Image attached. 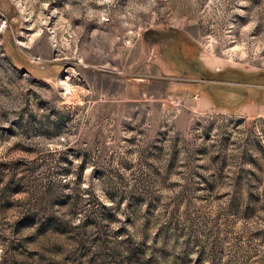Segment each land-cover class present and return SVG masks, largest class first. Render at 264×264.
<instances>
[{
  "label": "rangeland",
  "instance_id": "1",
  "mask_svg": "<svg viewBox=\"0 0 264 264\" xmlns=\"http://www.w3.org/2000/svg\"><path fill=\"white\" fill-rule=\"evenodd\" d=\"M0 264H264V0H0Z\"/></svg>",
  "mask_w": 264,
  "mask_h": 264
},
{
  "label": "flooded vegetation",
  "instance_id": "2",
  "mask_svg": "<svg viewBox=\"0 0 264 264\" xmlns=\"http://www.w3.org/2000/svg\"><path fill=\"white\" fill-rule=\"evenodd\" d=\"M169 46L171 47V52L174 54L173 56L182 59L183 62L187 63L191 69H196V72L198 71V73H200L201 69L199 70L198 67L199 62L196 57H193V55L188 52L187 48L189 47V45H186L185 39L183 40L179 36L173 37ZM185 72L188 73V71Z\"/></svg>",
  "mask_w": 264,
  "mask_h": 264
}]
</instances>
